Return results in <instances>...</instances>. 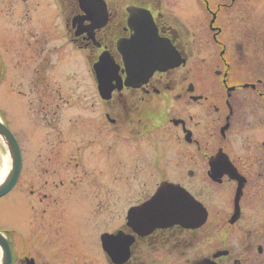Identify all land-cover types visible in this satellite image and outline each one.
Wrapping results in <instances>:
<instances>
[{
    "label": "flooded vegetation",
    "instance_id": "1",
    "mask_svg": "<svg viewBox=\"0 0 264 264\" xmlns=\"http://www.w3.org/2000/svg\"><path fill=\"white\" fill-rule=\"evenodd\" d=\"M51 1L59 8L69 45L86 52L92 65L100 53H109L120 67L122 87L107 101L96 93L93 117L69 118L70 125L60 129L52 122L68 102L51 85L53 54L46 50L51 37L30 32V45L21 37L23 62L29 59L26 49H34L36 116L45 119L51 135L44 143L37 127L25 188L34 202L27 208L30 212L18 207L24 225H0L11 264H56L60 254L48 249L50 238L33 235L55 226L49 215L55 207L61 220L66 214L73 221L77 236L66 264H264V19L248 8L254 0H218L214 8L208 0H196V11L208 17L203 29L197 27L207 34L206 43L165 11L164 0H104L108 20L95 31L94 41L86 33L76 36L73 21L83 15L77 0ZM131 6L151 14L159 36L186 62L127 87L118 43L132 36L127 13ZM88 25L84 22L83 27ZM199 47L211 49L208 66L196 60ZM56 96L57 108L46 109ZM61 138L67 142L59 143ZM44 144L47 150L41 151ZM105 166L115 171L109 175L114 186L109 191L103 190ZM29 170L23 163L11 194L25 186ZM162 182L186 189L206 210V223L135 234L128 212L147 202ZM16 207L14 201L4 209ZM110 213L119 215L109 223ZM69 229L68 222L63 232ZM105 234H121L122 242L115 238L105 247Z\"/></svg>",
    "mask_w": 264,
    "mask_h": 264
},
{
    "label": "rangeland",
    "instance_id": "2",
    "mask_svg": "<svg viewBox=\"0 0 264 264\" xmlns=\"http://www.w3.org/2000/svg\"><path fill=\"white\" fill-rule=\"evenodd\" d=\"M208 1L211 8H214V4L218 2V0ZM164 2L167 13L177 16L191 32H196V36L200 37L202 42H207V34L200 30L203 29V25H206L205 20L208 17L205 12L196 11L194 0H164ZM248 8L253 11V14L256 12L262 13L264 19V0H254L251 4H248ZM199 24L200 30L197 29ZM38 31L51 37V42L46 47V50L52 51L53 54L51 57L52 66L49 69L51 85L55 90L54 93H59L68 102L66 106H60L57 113L58 120L52 122V125H57L58 128L63 129L70 125L68 123L69 118L75 121V119L80 120L82 117H93L92 112L95 110L96 90L93 85L94 82L89 76L88 63L82 53L79 51L77 53L74 52L73 47L66 40L57 5L51 0H0V68L7 66V71L5 69L0 70V116L16 135L21 146H23L24 164L30 169L27 175L25 172L23 179L25 180L23 181L25 186L22 184L18 186L4 204H0V211L7 208L14 201L17 205L16 208L4 209L1 212L0 225L4 226L24 225L23 219L19 215L18 207H21L22 211L29 210L30 212V209L27 208L34 202V199L30 197L25 188L30 181L29 178L27 180V177L31 174V164L35 157L33 155L34 136L37 127L41 129L44 143H46L48 135H51L49 130L45 129V127H48V123H43L45 119L36 116L37 95L35 92L36 86L34 85V49H26V53H29L28 61L23 62L19 58L21 57L19 50L24 46L20 42L21 37H25L24 40L26 42L29 40L30 45V39H26L28 33L33 32V34H36ZM212 57L213 54L209 47L206 49L199 47V51L196 52V60L200 66L202 64L208 66L207 62ZM252 76L248 74V77ZM90 99L92 100L89 101ZM57 104H59L58 96H56L54 103H50V108L46 109L55 110ZM174 106L177 107V105ZM39 109H41V106H39ZM50 140L52 139L50 138ZM59 140L56 139V141ZM169 140L167 141L170 142ZM66 142L64 138H61L59 143L65 144ZM171 144L175 145V143ZM167 146L170 145L167 144ZM170 148L173 149L174 147H168V149ZM46 150L47 146L44 144L41 151ZM119 156L125 158L124 155L119 154ZM152 156L155 157L154 154ZM113 173L115 171L112 169L107 170L105 166L104 179L102 181L104 191L114 189L111 177H109ZM151 179L153 181L151 184L154 188L157 178L153 176ZM21 202H23V205H21ZM49 215L53 218L55 222L53 228L56 229L46 228L44 231L40 229L36 232L37 234L33 233V235L41 240H45L46 237L50 238L51 242L48 249L52 251L55 249V252L60 254L56 264H66L64 260L67 259L66 255L69 252L70 244L74 243L77 237L73 233L71 224L73 221L67 220L66 214L64 215L65 219L61 220L59 209L56 207L55 210H50ZM118 215V213H110V219L106 222H112ZM31 222L33 221L31 220ZM58 222L59 224H57ZM68 222L70 229L63 232Z\"/></svg>",
    "mask_w": 264,
    "mask_h": 264
},
{
    "label": "water",
    "instance_id": "3",
    "mask_svg": "<svg viewBox=\"0 0 264 264\" xmlns=\"http://www.w3.org/2000/svg\"><path fill=\"white\" fill-rule=\"evenodd\" d=\"M150 55L151 53L147 54V56ZM156 56H154L151 59V62L146 66L149 74L156 71L164 72V70H166V68L163 69V65H160L161 62L157 61ZM102 87L105 88L104 85H102ZM107 91L108 90L106 89V92ZM104 97L108 98L109 92L104 94ZM1 150L5 154V159L8 160L9 170L7 174L3 176L0 182V197L5 195L13 188V186L17 182L21 170V153H20L19 145L14 135L11 133V131L0 120V151ZM10 262H11V257H10V251L8 245L0 237V264H10Z\"/></svg>",
    "mask_w": 264,
    "mask_h": 264
},
{
    "label": "bare ground",
    "instance_id": "4",
    "mask_svg": "<svg viewBox=\"0 0 264 264\" xmlns=\"http://www.w3.org/2000/svg\"><path fill=\"white\" fill-rule=\"evenodd\" d=\"M8 170H9V166H8V160L7 159H5V158H0V182H1V180H2V177L4 176V175H6L7 174V172H8ZM11 194V193H10ZM9 194V195H10ZM13 194V193H12ZM11 194V195H12ZM8 195V196H9Z\"/></svg>",
    "mask_w": 264,
    "mask_h": 264
}]
</instances>
